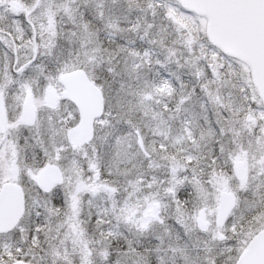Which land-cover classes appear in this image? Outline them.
I'll list each match as a JSON object with an SVG mask.
<instances>
[{"label":"snow or ice","instance_id":"obj_1","mask_svg":"<svg viewBox=\"0 0 264 264\" xmlns=\"http://www.w3.org/2000/svg\"><path fill=\"white\" fill-rule=\"evenodd\" d=\"M0 264H264V0H0Z\"/></svg>","mask_w":264,"mask_h":264}]
</instances>
